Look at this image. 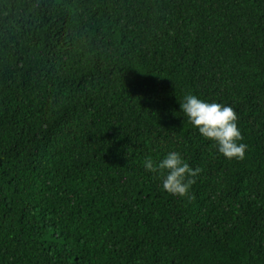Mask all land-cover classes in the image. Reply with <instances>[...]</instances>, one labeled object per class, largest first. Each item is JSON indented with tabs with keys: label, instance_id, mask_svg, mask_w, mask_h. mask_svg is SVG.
Instances as JSON below:
<instances>
[{
	"label": "trees",
	"instance_id": "trees-1",
	"mask_svg": "<svg viewBox=\"0 0 264 264\" xmlns=\"http://www.w3.org/2000/svg\"><path fill=\"white\" fill-rule=\"evenodd\" d=\"M172 151L184 197L143 166ZM0 264H264V0H0Z\"/></svg>",
	"mask_w": 264,
	"mask_h": 264
},
{
	"label": "clouds",
	"instance_id": "clouds-1",
	"mask_svg": "<svg viewBox=\"0 0 264 264\" xmlns=\"http://www.w3.org/2000/svg\"><path fill=\"white\" fill-rule=\"evenodd\" d=\"M179 104L188 122L203 138L213 142L222 156L229 160L244 159L247 145L240 142L243 137L231 106L207 102L193 94L186 95ZM143 166L146 171L158 172L162 176V190L178 197L188 194L194 178L201 172L199 167L192 168L176 151L169 152L158 163L146 159Z\"/></svg>",
	"mask_w": 264,
	"mask_h": 264
}]
</instances>
